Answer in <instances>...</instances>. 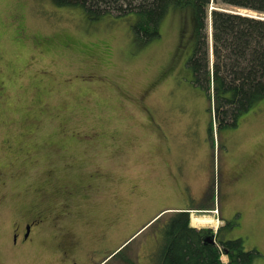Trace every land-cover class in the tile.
<instances>
[{"label":"rangeland","instance_id":"1","mask_svg":"<svg viewBox=\"0 0 264 264\" xmlns=\"http://www.w3.org/2000/svg\"><path fill=\"white\" fill-rule=\"evenodd\" d=\"M134 18L0 0V264H54L57 252L67 264H153L178 211L149 220L153 205H186L171 195L175 164L201 192L190 198L202 206L190 222L236 221L219 238H243L261 253L253 264H264V97L213 133L209 99L186 64L189 18L169 13L145 44ZM35 219L28 244L13 245L14 230ZM152 233L156 243L146 244ZM114 234L98 251L61 250Z\"/></svg>","mask_w":264,"mask_h":264},{"label":"trees","instance_id":"2","mask_svg":"<svg viewBox=\"0 0 264 264\" xmlns=\"http://www.w3.org/2000/svg\"><path fill=\"white\" fill-rule=\"evenodd\" d=\"M54 1L82 6L91 18L134 15L132 30L142 44L161 36V23L169 13L183 11L194 37L186 64L193 82L209 99L213 133L215 127L237 126L240 116L264 97V0ZM176 213L170 218L165 242L153 255L162 264H253L261 255L257 249H246L241 237L214 242L212 228L191 227L190 212ZM223 254L229 257L226 263ZM128 264L137 263L129 260Z\"/></svg>","mask_w":264,"mask_h":264},{"label":"crops","instance_id":"3","mask_svg":"<svg viewBox=\"0 0 264 264\" xmlns=\"http://www.w3.org/2000/svg\"><path fill=\"white\" fill-rule=\"evenodd\" d=\"M170 164V162H169ZM171 165V164H170ZM175 166V167H174ZM173 167L171 166V169L172 171H168V173L170 172V174H168L172 179H173V182L170 186V190L173 192L171 195L174 196V197H177L179 198L180 200H184L185 204L186 205H183V206H177V205H169V204H161V205H153V208H152V214L151 215V218H149V220L155 218L156 216H158L161 212H163L164 210H166L167 208H174V209H177L178 211H181V210H189L190 212L195 210V209H198L200 207H202L201 205L197 204V205H191L190 204V198H194V197H197L200 193H196L192 187L191 184H189L188 182H186L184 179H185V175L186 172L182 170L181 166L178 165V164H175ZM178 168H181V169H178ZM194 171H197V169H194ZM198 173H200V170H198ZM204 180L206 181L207 180V177L204 176ZM160 182H158L159 184ZM157 184V185H158ZM156 185V187H157ZM155 187V188H156ZM186 187H188V191H186ZM203 189H202V193L204 191V195L207 196V192H208V185L207 183H204L203 184ZM163 189H168L169 188V184L168 183H165L163 186H162ZM179 201L177 200L176 203H178ZM204 207H208V206H204ZM219 221V224L217 225H214L212 224L211 227L213 228H218V226H221L223 224V219L221 217H219V219H217ZM190 226L191 227H195V228H201L203 227V225H199L198 224H195L193 223V221L190 222ZM156 233H152L148 236V241L146 244H149L152 242L155 241L156 243ZM124 243V242H123ZM122 243V244H123ZM122 244H120L118 247L120 248V246H122ZM117 247V248H118ZM154 251V250H153ZM110 256V255H109ZM150 263H153L155 264L156 261L154 260V258H150ZM119 264H128L127 261H121Z\"/></svg>","mask_w":264,"mask_h":264},{"label":"flooded vegetation","instance_id":"4","mask_svg":"<svg viewBox=\"0 0 264 264\" xmlns=\"http://www.w3.org/2000/svg\"><path fill=\"white\" fill-rule=\"evenodd\" d=\"M67 192H68V190H67ZM73 193H74V191H72V193H69L70 197H72ZM205 208L207 210L210 209L208 207H205ZM185 211L190 212L189 210H185ZM221 214H222V211H220L218 215L222 216ZM37 221L38 220L35 219V220H31V221L26 222L24 227H23V231H21V232H20V230H17V229L14 230V232H13V242H14V244L13 245H15V246L17 245V246H20V247H22L24 245H27L28 242L30 241L31 234H32L34 226L38 224ZM223 221H224L223 224L221 226H218V228L215 229V228L211 227L212 230H213V233H214L213 234L214 235V238H213L214 242H217V240L220 239L219 238V233H220L222 228H224L226 226H231V225H234L235 223H237L234 220L233 221H226V220L223 219ZM122 231H123V228L120 231H118L116 234H119ZM116 234H114L113 236H109V235L108 236H103V237H101V239H98L96 237H92L90 242L88 244H86V245H82L80 243H74V244H71L70 247H69L67 243H64V245H63L64 247L61 250L63 251V253L65 255H67L68 250L72 248V252L75 253L77 256L80 254V252L85 247H90V248H92L93 251H98L101 247L104 246L105 242L110 244L112 242V239L114 238V236H116ZM20 237H21V239L19 240ZM59 244L61 245L62 243H59ZM65 244H67V245H65ZM155 251L156 250H154L152 253H150V258H154V260L156 261L155 264H162L161 261H159L160 259L156 260L155 257L153 256ZM56 255H57V258L55 259L54 264H67L65 262V260L63 259V257L59 256L58 252L56 253Z\"/></svg>","mask_w":264,"mask_h":264},{"label":"bare ground","instance_id":"5","mask_svg":"<svg viewBox=\"0 0 264 264\" xmlns=\"http://www.w3.org/2000/svg\"><path fill=\"white\" fill-rule=\"evenodd\" d=\"M195 220L197 221V222H203V223H206V222H211L212 220L210 219V218H205V217H197V218H195Z\"/></svg>","mask_w":264,"mask_h":264},{"label":"water","instance_id":"6","mask_svg":"<svg viewBox=\"0 0 264 264\" xmlns=\"http://www.w3.org/2000/svg\"><path fill=\"white\" fill-rule=\"evenodd\" d=\"M238 9H241V8H238ZM247 11H248V10H247ZM250 13H252V14H253V13H257V12L250 11Z\"/></svg>","mask_w":264,"mask_h":264}]
</instances>
